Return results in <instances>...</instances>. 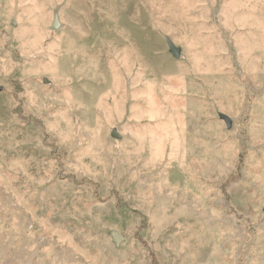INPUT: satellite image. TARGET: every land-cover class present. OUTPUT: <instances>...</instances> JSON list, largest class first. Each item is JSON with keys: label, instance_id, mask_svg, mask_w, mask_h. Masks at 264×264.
<instances>
[{"label": "rangeland", "instance_id": "374dc122", "mask_svg": "<svg viewBox=\"0 0 264 264\" xmlns=\"http://www.w3.org/2000/svg\"><path fill=\"white\" fill-rule=\"evenodd\" d=\"M0 264H264V0H0Z\"/></svg>", "mask_w": 264, "mask_h": 264}, {"label": "water", "instance_id": "95a60500", "mask_svg": "<svg viewBox=\"0 0 264 264\" xmlns=\"http://www.w3.org/2000/svg\"><path fill=\"white\" fill-rule=\"evenodd\" d=\"M58 25H59L58 17L56 16L55 23H54L53 27L56 29L58 27ZM168 45H169V49H170V52L172 53V55L175 58H178L181 54V48L175 46V44L171 40H168ZM219 117L225 121V123L227 124L228 127H231V119L229 116H227L223 113H219ZM111 136L115 137V138H119V135L117 134V132L115 130L112 131ZM112 238L116 244H120L123 240V238L117 232L112 233Z\"/></svg>", "mask_w": 264, "mask_h": 264}]
</instances>
